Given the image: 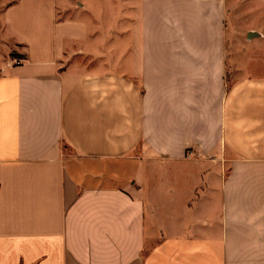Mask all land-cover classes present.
<instances>
[{"label":"crops","instance_id":"1","mask_svg":"<svg viewBox=\"0 0 264 264\" xmlns=\"http://www.w3.org/2000/svg\"><path fill=\"white\" fill-rule=\"evenodd\" d=\"M249 7L0 0V264H264Z\"/></svg>","mask_w":264,"mask_h":264},{"label":"rangeland","instance_id":"2","mask_svg":"<svg viewBox=\"0 0 264 264\" xmlns=\"http://www.w3.org/2000/svg\"><path fill=\"white\" fill-rule=\"evenodd\" d=\"M240 1H242L243 3H244V6H247V4H249V10H253V11H256V12H264V7L263 6H259V5H257V4H253V3H247V2H245V0H240ZM244 12H245V10H244ZM247 19L248 18H245L244 20L245 21H247ZM258 21H260V22H262L261 24V27H263L264 28V18H263V20H258ZM249 22V21H248ZM255 22V21H254ZM250 23H251V21H250ZM258 23V22H257ZM255 26H256V24H255ZM258 26H259V24H258ZM0 32H1V29H0ZM247 34H252L253 36L252 37H248L247 35H244V36H242L241 38H240V40L238 41V52H239V59L240 60H242V59H244L245 60V54H247V50L249 49V48H252V47H248L249 46V44H251L250 42H251V40L253 39V38H258L257 40H258V42L256 43V47H258L259 49H261V50H259L258 52H257V54L259 55V59L260 60H264V35L262 34V33H257V32H255L254 30H249L248 31V33ZM243 47H245V48H243ZM247 47H248V49H247ZM246 49V50H245ZM6 54H4L3 52H2V49H1V47H0V63L1 62H3V59L4 60H6L7 58V56H5ZM11 57V56H10ZM0 70H1V67H0Z\"/></svg>","mask_w":264,"mask_h":264}]
</instances>
